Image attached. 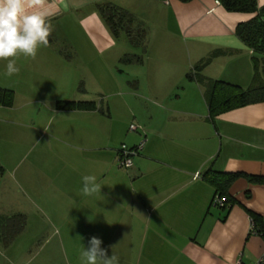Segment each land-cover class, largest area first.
I'll list each match as a JSON object with an SVG mask.
<instances>
[{"label":"crops","instance_id":"obj_1","mask_svg":"<svg viewBox=\"0 0 264 264\" xmlns=\"http://www.w3.org/2000/svg\"><path fill=\"white\" fill-rule=\"evenodd\" d=\"M256 1L258 8L264 7V0ZM106 3L131 13L138 22L141 16L147 19L145 21L157 18L164 26L161 36L165 41L175 42V45L178 40L189 42L191 70L196 63L211 57L201 71L206 80L222 81L243 89L251 83V52L235 36V29L252 19V15L228 13L214 0L188 3L178 0H48L53 12L48 47H41L34 60L23 55L17 57L16 66L20 71L11 77L5 75L7 61L0 60V87L13 91L14 104L18 98L26 108L25 111L22 107L15 110L29 120L25 126L10 123L23 126L27 132L31 130L29 134L14 131L8 138L14 134L17 141L26 139V144L17 145H27L29 149L31 144L33 148L31 202L47 225L39 229L38 242L60 253L57 256L55 252L53 259L38 263L83 264L81 252L88 247L90 238L96 236L102 240L101 248L106 249L109 256L116 255L119 264H256L264 255V235L251 232L250 214L264 218V184L240 177L228 189L230 203L216 208L211 207L215 190L203 179V174L210 168L223 174L264 178V103L226 112L213 124L207 120L204 87V91L201 90L206 107L203 112L177 104L186 98L171 88L177 87L176 81L183 75L187 79L189 72L185 76L184 71L178 73L176 65L164 66L162 73H170V78L177 73L180 75L169 83L172 86L165 92L157 87L160 66L145 69L144 62L131 64L126 66L141 68L142 75L136 76L137 81L132 86L138 96L146 98L151 114L146 122V147L128 174L114 169L117 149L90 148L110 152L112 157L111 160L93 159L90 163L70 159L66 162L57 158L49 145L36 148L42 142L35 131L40 133L48 128L51 119L45 125L39 124L41 112L34 105L64 102L59 100L63 98L62 89L75 88L79 82L84 85L86 80L77 74V67L72 66L77 61V52L71 42L59 47L53 41L57 38L78 41L100 53L112 51L117 43L97 11L98 5ZM138 6L145 8L144 15L129 11ZM127 54L130 53H124L118 61ZM118 77L122 75L118 73ZM114 81L121 82L120 79ZM144 83L152 85V90L142 93L140 88ZM192 83L201 86L195 81ZM14 104L8 109L13 111ZM160 104L166 106H158ZM52 110L66 116L70 129L79 135L85 127L91 136L100 124L98 118H109L108 110L98 106L90 112L57 111L55 106ZM52 135L60 137L57 133ZM137 143H131L130 147ZM29 151L24 150L20 163ZM1 162L0 156V181L4 175ZM85 175L96 176L102 186L100 193L82 195ZM1 212L2 220L21 215L26 221L23 213ZM11 229L12 225L0 228V245ZM25 231L26 222L12 243ZM9 260L11 264L31 263L12 256Z\"/></svg>","mask_w":264,"mask_h":264},{"label":"rangeland","instance_id":"obj_2","mask_svg":"<svg viewBox=\"0 0 264 264\" xmlns=\"http://www.w3.org/2000/svg\"><path fill=\"white\" fill-rule=\"evenodd\" d=\"M129 11L141 16L144 15L145 8L138 6L131 8ZM140 19L145 22L140 21L139 23L142 24V28L147 33L146 55H143L140 48L132 49L128 45V40L125 36L119 40L114 38L117 46L112 51L104 53L97 52L90 46L83 45L78 41L58 40V38L53 41L59 47L71 42V47L77 52V61L72 66L77 67L75 68L78 75L81 74L82 77L86 78L84 85H80L79 82V85L75 88L62 89L61 95H63V98H59V100L94 102L98 107L108 110L109 118H98V123L100 124L96 132L95 130L92 132L93 137L87 133L85 127L79 135V133L70 129V122L66 116L52 112L55 104L40 103V105H34L41 112L37 121L39 124L45 125L51 119L48 128H44L40 133L35 131L36 137L40 138L39 141L42 142L36 148L40 149L43 145H49L53 147L57 158L66 159L64 160L66 162L70 159L77 162L86 160L91 163L93 159L97 160L102 157L104 160H111L112 157L110 152L92 151L90 148L109 147L112 150L117 149L119 151L122 145L132 148L130 144L138 142L136 147L138 146L140 150L138 155L132 158L134 165L136 158L144 150L148 141L146 122L150 119L151 107L147 103L146 98L138 96L136 94L137 89H133L134 82L137 81L136 76L142 75L140 66H121L118 60L124 53H130L139 57L142 56L143 62L146 63L145 69L152 65L160 66V83H158L157 87H161L160 90L168 92V88L172 86L169 83L177 79L175 77L179 71H184L185 76L188 72H191L188 48H192L190 43L185 40H178L177 45H175V42L165 41L164 37L161 36V33L165 31L164 26L158 23L157 18H155L156 20L151 18L145 21L147 19H142L141 16ZM82 49H84V53ZM175 65L178 68V73L173 78H170L172 75L168 72L162 73L165 70L164 66ZM72 69L73 71L75 70L74 68ZM118 73L122 77L119 78ZM114 79H120L121 82L117 83ZM143 80L145 79L143 78ZM176 83L177 87H173L171 90L178 94L182 93L183 97L186 98L177 103L180 107L197 108L200 112L206 109L202 98L201 90L204 91L202 86L198 87L192 81L184 79V75ZM140 89L143 93L149 89L152 90V85L151 87L146 84L141 85ZM22 106L24 105L18 98L14 104L13 111L0 106V115H2L0 120V146L2 147L0 156L4 168V175L0 181V212H11L12 215L23 213L26 215V231L12 245L5 246V241L0 245V264H11L10 256L16 258V260L22 258L28 262L31 261L30 264H39L38 262L40 261L53 259L55 252L57 256L60 255L59 251L57 249L53 250L52 246L38 242L40 239L38 237H41L39 229L47 225H45L46 219L38 213L36 206L31 202L33 172L31 153L33 148L31 144L29 149L26 148L27 145L24 147L17 145L26 144V139L17 141L14 134H11V137L8 138L9 133H14V131L26 134L31 132V130L27 132L28 130L26 131L23 126H11L10 124L16 122L22 123L24 126L26 123L28 124L29 120L25 116H20L15 110L21 109ZM158 106L165 107L166 105L160 104ZM22 108V110H26V108ZM53 133H57L60 137H53ZM23 149L26 152L30 151L20 163V160L23 159ZM131 168L121 169L117 165L116 159L114 169H119L124 174H128Z\"/></svg>","mask_w":264,"mask_h":264},{"label":"trees","instance_id":"obj_3","mask_svg":"<svg viewBox=\"0 0 264 264\" xmlns=\"http://www.w3.org/2000/svg\"><path fill=\"white\" fill-rule=\"evenodd\" d=\"M188 3L192 0H178ZM218 2L226 12L234 14L252 15L253 18L245 23L239 24L235 29V36L251 52V64L253 75L251 83L247 89L238 85L222 82L208 81L201 76V71L208 65L209 59L196 63L191 72L187 75L189 81H195L205 88V98L207 103V120L214 124L215 119L232 110L246 107L253 104L264 103V7L258 8L256 0H214ZM97 11L102 17L105 25L115 39L122 35L126 37L131 47L140 48L143 55L147 52V33L142 24L129 12L106 3L97 6ZM142 56L132 54L124 55L119 64L141 65ZM14 104V93L11 90L0 87V106L11 108ZM57 111H95L97 105L94 102H74L64 101L55 105ZM132 148H136L132 147ZM118 153V152H117ZM0 172L2 169L0 168ZM240 177H247L249 182L264 184V178L251 177L242 174H223L208 169L203 174V179L215 190V196L225 199L224 208L230 203L227 196L231 184ZM212 198V200H213ZM212 202V201H211ZM251 232L255 235H264V218L250 214ZM24 216L17 215L9 219H0V228L4 225H12L9 233H5V246L12 243L14 238L22 232L25 226Z\"/></svg>","mask_w":264,"mask_h":264},{"label":"clouds","instance_id":"obj_4","mask_svg":"<svg viewBox=\"0 0 264 264\" xmlns=\"http://www.w3.org/2000/svg\"><path fill=\"white\" fill-rule=\"evenodd\" d=\"M53 15L48 0H0V60L7 61L5 75L18 74L16 58L23 55L35 59L41 47H48L53 27ZM84 196L100 193L101 184L94 175L82 177ZM102 240L90 238L88 247L83 248V264H119L118 257L109 256L101 248Z\"/></svg>","mask_w":264,"mask_h":264},{"label":"built area","instance_id":"obj_5","mask_svg":"<svg viewBox=\"0 0 264 264\" xmlns=\"http://www.w3.org/2000/svg\"><path fill=\"white\" fill-rule=\"evenodd\" d=\"M217 5L218 2H215ZM139 147L136 148H127L125 145H122L120 150L118 151V157H117V165L119 167L124 169H129L132 167V158L138 155ZM225 199L220 198L219 196H215L211 202V206L216 208H222L224 206ZM236 264H240L239 262ZM256 264H264V255H262Z\"/></svg>","mask_w":264,"mask_h":264}]
</instances>
